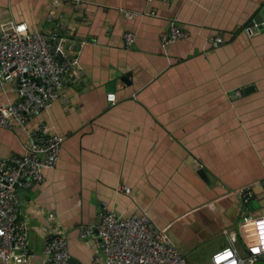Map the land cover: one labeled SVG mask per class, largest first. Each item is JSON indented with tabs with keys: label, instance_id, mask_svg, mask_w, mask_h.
I'll return each instance as SVG.
<instances>
[{
	"label": "crops",
	"instance_id": "0c3cea01",
	"mask_svg": "<svg viewBox=\"0 0 264 264\" xmlns=\"http://www.w3.org/2000/svg\"><path fill=\"white\" fill-rule=\"evenodd\" d=\"M171 19L188 36L163 47ZM7 20L75 42L60 97L25 125L0 126L3 159L28 151L40 121L63 137L58 164L21 200L24 264H46L56 234L74 261L104 264L78 232L99 221L103 203L124 217L147 211L191 264L198 246L219 236L220 248L233 233L246 256L254 228L234 191L249 186L264 202V0H0V23ZM216 35L223 42L212 47ZM17 99L16 82L0 89V106Z\"/></svg>",
	"mask_w": 264,
	"mask_h": 264
},
{
	"label": "built area",
	"instance_id": "2783aa9c",
	"mask_svg": "<svg viewBox=\"0 0 264 264\" xmlns=\"http://www.w3.org/2000/svg\"><path fill=\"white\" fill-rule=\"evenodd\" d=\"M153 1V0H147ZM188 33L171 19L168 28L160 35V44L185 39ZM56 36L29 30L23 21L7 20L0 23V89L8 82H16L18 99L0 106V126L11 128L25 125L30 119L57 100L69 82L73 61L68 50L75 42L69 40L62 59L53 51L52 40ZM124 47L130 49L135 43V33L125 31ZM212 47L223 42L220 35L208 40ZM237 90L235 94H240ZM108 102L116 100L114 92L106 94ZM63 137L45 121L29 130V149L11 159L0 158V264H24L30 256L29 227L18 218L21 201L15 187L26 188L43 181V170L53 169L59 161ZM121 191H130L121 186ZM251 187H241L234 192L240 197L243 222L254 228L253 241L246 245L242 257L235 246L237 235L230 234L229 242L217 249L210 264H253L264 258V214L248 213ZM78 232L83 239H92L103 254L104 264H191L178 246L171 240L167 230L155 229L147 211L124 217L102 204L99 221L80 224ZM46 264H82L71 261L68 240L63 234L53 235L44 246ZM98 261L95 257L94 263Z\"/></svg>",
	"mask_w": 264,
	"mask_h": 264
},
{
	"label": "water",
	"instance_id": "95a60500",
	"mask_svg": "<svg viewBox=\"0 0 264 264\" xmlns=\"http://www.w3.org/2000/svg\"><path fill=\"white\" fill-rule=\"evenodd\" d=\"M260 18L256 17L254 18L250 25H249V28L255 24H257V22H259ZM258 26V25H257ZM52 43H53V51L57 53V57L59 59H62V51H61V47L63 48L64 46H68V42H66L65 40L61 41L60 38H56L54 40H52ZM78 72L76 71V75L74 76V79L77 80L78 79ZM123 80L124 81H129L126 77H123ZM86 80H82V81H78V83L80 85H83V83L85 82ZM87 82V81H86ZM34 184H32L31 186L29 187H26V188H22V187H18L17 183L15 184V187L17 189V192H18V195H19V198H20V201L23 199V197H25L27 199V196H28V191L29 189L33 186ZM248 201H249V209H248V213H252L254 215H262L264 214V202H262L260 200V198L258 196H256L252 190H251V193H250V196L248 198ZM71 261H74L73 259H71ZM253 264H264V258H259L258 260H256Z\"/></svg>",
	"mask_w": 264,
	"mask_h": 264
},
{
	"label": "rangeland",
	"instance_id": "374dc122",
	"mask_svg": "<svg viewBox=\"0 0 264 264\" xmlns=\"http://www.w3.org/2000/svg\"><path fill=\"white\" fill-rule=\"evenodd\" d=\"M220 241V237L216 236L213 240H209L208 242L203 243L202 245L198 246L194 251H192L191 256L193 257V260H197V262L194 263L209 264L211 261L212 253L217 248H219ZM236 246L240 250V252L244 254V247L241 242L237 243Z\"/></svg>",
	"mask_w": 264,
	"mask_h": 264
}]
</instances>
